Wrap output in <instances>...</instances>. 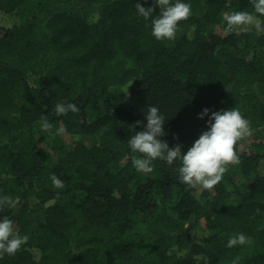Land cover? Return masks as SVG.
I'll return each instance as SVG.
<instances>
[{
	"label": "trees",
	"instance_id": "obj_1",
	"mask_svg": "<svg viewBox=\"0 0 264 264\" xmlns=\"http://www.w3.org/2000/svg\"><path fill=\"white\" fill-rule=\"evenodd\" d=\"M184 2L192 16L171 42L137 13L158 16L153 0H0V196L19 202L0 218L29 237L0 264H264V143L240 152V141L241 163L212 191L181 183L179 161H154L145 180L132 164L150 106L182 153L212 111L264 128V35L223 32V15L253 11L250 0ZM69 102L79 112L57 116ZM44 119L65 131H41ZM237 233L251 242L227 247Z\"/></svg>",
	"mask_w": 264,
	"mask_h": 264
},
{
	"label": "clouds",
	"instance_id": "obj_2",
	"mask_svg": "<svg viewBox=\"0 0 264 264\" xmlns=\"http://www.w3.org/2000/svg\"><path fill=\"white\" fill-rule=\"evenodd\" d=\"M253 11L226 12L223 20L226 26L223 29L225 35L231 33H250L255 31L257 36L264 35V0H250ZM153 5L159 7V15L153 18V7H145L140 3L135 4L139 16L145 21L151 19V34L157 41L174 42L177 37L180 22L192 16L191 4L184 0H153ZM209 109L204 108L198 114L203 118L209 114ZM69 112L78 113L79 108L74 103H57L55 114L67 115ZM146 116V124L143 130L135 131L128 140V145L133 153L139 155L132 157V164L138 172L150 174L154 171L153 162L163 160L169 166L179 161L177 168L178 179L191 189L212 191L229 169L230 165H239L241 159L236 151V145L252 135L250 121L245 118L238 108L212 111L208 115L207 130L202 131L186 152L181 151L182 145L177 143L169 147L167 141L161 139L166 135L164 124L166 117L157 106H150ZM136 121L130 125L133 130ZM41 131L50 135H59L65 131L59 128L53 132V125L47 119L41 122ZM52 186L55 189L65 188L64 182L55 174L50 175ZM59 194V193H58ZM18 200L10 196H0V212L6 209H14L18 206ZM29 237L20 235L14 222L7 215L0 218V259L5 255L15 256L18 251L27 244ZM250 238L243 233H237L229 237L226 246L229 248L250 243ZM235 264V262H233Z\"/></svg>",
	"mask_w": 264,
	"mask_h": 264
},
{
	"label": "rangeland",
	"instance_id": "obj_3",
	"mask_svg": "<svg viewBox=\"0 0 264 264\" xmlns=\"http://www.w3.org/2000/svg\"><path fill=\"white\" fill-rule=\"evenodd\" d=\"M54 8L55 9H65V10H69L73 12L75 11V12L86 13V14L94 10V8L88 7V6L87 7H75V6H69V5L68 6L54 5ZM179 33H181V30H178L177 35ZM251 128H252V135L246 138L245 140L241 141L240 146H239L240 152L256 151L257 149H259L257 147L261 145V143H264V128L256 127L252 125H251ZM231 166L237 169V165H231ZM135 172H136V176L140 180H145L154 175V171L150 174L138 172L137 170ZM239 179L241 181L243 177L240 175Z\"/></svg>",
	"mask_w": 264,
	"mask_h": 264
}]
</instances>
